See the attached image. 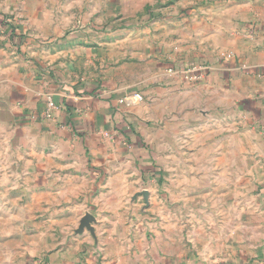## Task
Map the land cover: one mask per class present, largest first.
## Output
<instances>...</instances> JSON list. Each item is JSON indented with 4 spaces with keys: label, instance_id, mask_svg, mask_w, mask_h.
I'll list each match as a JSON object with an SVG mask.
<instances>
[{
    "label": "crops",
    "instance_id": "0c3cea01",
    "mask_svg": "<svg viewBox=\"0 0 264 264\" xmlns=\"http://www.w3.org/2000/svg\"><path fill=\"white\" fill-rule=\"evenodd\" d=\"M199 7L185 29L115 40L97 2L0 0V143L66 198L73 241L56 260L264 264V0ZM248 20L251 52L222 57ZM116 47L139 86L93 76Z\"/></svg>",
    "mask_w": 264,
    "mask_h": 264
},
{
    "label": "rangeland",
    "instance_id": "374dc122",
    "mask_svg": "<svg viewBox=\"0 0 264 264\" xmlns=\"http://www.w3.org/2000/svg\"><path fill=\"white\" fill-rule=\"evenodd\" d=\"M86 1L98 3L100 8L96 12L99 22L96 23V27L102 32H115V40L125 39L121 38L123 29L153 28L155 25L164 35L170 34L180 26L185 29L189 25L186 19L190 10L200 8L199 4L204 2V0ZM155 18L157 24H154ZM78 21L79 19L76 20V25L85 27L84 22ZM239 26L242 35L227 38L228 44L232 43L233 47L222 53V57L236 56L234 49H239L242 54L251 52V49L247 48H250V42L256 40L254 37L256 23L248 20L239 23ZM257 40H264V35ZM2 43L5 45L6 40ZM173 48L177 49L176 46ZM254 48L255 45L253 50ZM120 49L116 47L115 51L110 53L112 55H107L106 51L99 54L98 60H108L109 67H106L105 61L103 65L99 63L98 68L92 70V74L97 81L104 80L116 85L128 83L137 87L145 70L135 65L134 60L137 59L131 50L128 49L124 56L122 52L119 54ZM152 60L157 61L154 58ZM146 71L155 73L156 70L148 66ZM66 72L73 74L74 71ZM169 72L176 76L181 75L170 70ZM11 148L10 145L0 143V264H82L74 258L64 261L54 258V253L58 249L69 247L65 242L73 241L74 227L67 222V217L63 213L62 205L66 198L59 196L50 187L44 189L42 180L28 176L26 165L18 164L20 157L18 150ZM179 264L185 262L180 261Z\"/></svg>",
    "mask_w": 264,
    "mask_h": 264
},
{
    "label": "built area",
    "instance_id": "2783aa9c",
    "mask_svg": "<svg viewBox=\"0 0 264 264\" xmlns=\"http://www.w3.org/2000/svg\"><path fill=\"white\" fill-rule=\"evenodd\" d=\"M194 78H196V76ZM134 98L139 101L142 100V96L139 93L134 94ZM51 107H53V102L51 100H48V109Z\"/></svg>",
    "mask_w": 264,
    "mask_h": 264
},
{
    "label": "water",
    "instance_id": "95a60500",
    "mask_svg": "<svg viewBox=\"0 0 264 264\" xmlns=\"http://www.w3.org/2000/svg\"><path fill=\"white\" fill-rule=\"evenodd\" d=\"M88 220H89L88 217L84 218L83 221H82L83 225H88Z\"/></svg>",
    "mask_w": 264,
    "mask_h": 264
}]
</instances>
